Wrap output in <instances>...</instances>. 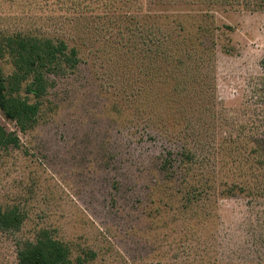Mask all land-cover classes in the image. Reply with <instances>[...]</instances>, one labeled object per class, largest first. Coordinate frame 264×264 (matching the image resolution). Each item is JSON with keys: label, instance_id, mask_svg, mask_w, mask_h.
Segmentation results:
<instances>
[{"label": "rangeland", "instance_id": "374dc122", "mask_svg": "<svg viewBox=\"0 0 264 264\" xmlns=\"http://www.w3.org/2000/svg\"><path fill=\"white\" fill-rule=\"evenodd\" d=\"M50 17L44 0L0 1V70L8 89L16 75L12 41L64 38ZM213 25L217 97L240 120L255 118L264 109L255 90L264 79V7L220 9ZM65 40L78 49L76 69L47 76L39 98L28 93L31 79L20 83L19 95L42 103L39 122L24 131L0 110V124L19 139L0 148V208L22 220L15 230H0V264H18L19 245L44 232L68 245L75 264L221 263L230 251L226 239L234 248L250 214L248 200L216 201L211 219L187 206L161 171L164 154L177 148L130 124L138 104L130 108L128 93L112 87L111 67L90 46Z\"/></svg>", "mask_w": 264, "mask_h": 264}, {"label": "trees", "instance_id": "16d2710c", "mask_svg": "<svg viewBox=\"0 0 264 264\" xmlns=\"http://www.w3.org/2000/svg\"><path fill=\"white\" fill-rule=\"evenodd\" d=\"M232 7L257 11L264 0H44L51 27L64 38L12 41L16 75L8 89L0 70V110L22 130L32 129L42 103L19 95L20 83L31 79L28 93L45 95L47 76H65L81 62L65 39L90 46L111 67L112 87L128 93L130 108L138 104L130 124L177 148L164 154L161 171L187 206L211 219L216 201L248 200L250 214L234 248L226 239L230 251L219 264H264V109L241 121L216 94L212 24L215 11ZM258 86L256 92L264 95V79ZM11 144L19 145L18 137L0 124V148ZM21 222L16 212L0 208V230H15ZM17 260L75 264L68 245L46 232L21 243Z\"/></svg>", "mask_w": 264, "mask_h": 264}]
</instances>
